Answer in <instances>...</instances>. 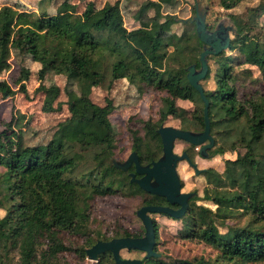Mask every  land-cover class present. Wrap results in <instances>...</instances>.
Segmentation results:
<instances>
[{"label": "trees", "instance_id": "16d2710c", "mask_svg": "<svg viewBox=\"0 0 264 264\" xmlns=\"http://www.w3.org/2000/svg\"><path fill=\"white\" fill-rule=\"evenodd\" d=\"M209 1L224 8L236 28L226 49L207 56L208 71L201 80L214 138L209 158L224 150L236 155L224 159L221 171L213 167L199 168L204 170L198 175L205 179L201 192L194 189L183 216L171 218L182 222L177 231L179 238L209 245L216 254L210 258H190L159 252L158 224L150 216L155 230L154 249L160 255L146 258L143 251L128 250L141 252L143 256L138 259L142 264L264 262V96L252 94L255 84H264V25L261 23L264 0L247 6L241 13L231 10L241 0ZM118 2L101 7L94 1L84 3L78 15L82 23L89 22V30L81 31L79 39L68 41L60 52L38 47L39 30L57 28L64 10L44 13L34 27L19 23V13L11 5H0V71L7 63L9 50L18 59V75L12 82L0 78V100L12 98L18 92L28 100L37 93H49L42 110L51 115L64 109L68 113L57 123L56 135L32 143L24 141L13 117L0 124V264H83L86 248L97 240L144 234L142 224L133 229L118 220L107 222L98 214V203L105 198L138 199L137 209L144 205L178 207L131 182L129 173L134 171L133 165L123 170L112 159L124 160L134 151L141 164L155 160L162 152L157 129L165 125L168 117L176 118L177 99L193 103V110L180 117V128L203 130L204 103L186 78L189 65L200 67L203 42L197 37L194 22L174 19L169 25L170 34L160 31L169 16L189 19L194 15L182 16L189 10L184 0H162L160 13L152 18L151 27L142 21L150 3L141 0L136 7L131 5V18L139 25L128 29L123 25ZM175 24L180 25L178 33L174 31ZM206 25L209 29L214 27L208 16ZM75 29L70 28L72 32ZM106 32H119L127 42L143 34L148 38V46L134 49L131 67L120 51L109 49L107 39L103 38ZM155 47L162 50L160 66L149 63L148 56L153 55ZM27 57L35 62V68L29 69L24 64ZM49 73L65 80L63 101L56 103L61 93L59 87L44 83ZM107 73L109 86L126 79L163 94L156 117L151 113L146 117L130 116L129 121L135 119L140 123L142 134L139 130L130 131L125 156L119 155L116 147L111 116L118 106L113 99L93 100L87 92L73 97L68 90L74 80L99 86ZM32 75L38 85L29 92L26 83ZM207 79H212L209 89L203 84ZM74 120L93 122L104 130L71 137L69 122ZM189 146L184 151L196 163L197 146ZM94 264H115V261L111 252L105 251Z\"/></svg>", "mask_w": 264, "mask_h": 264}, {"label": "rangeland", "instance_id": "374dc122", "mask_svg": "<svg viewBox=\"0 0 264 264\" xmlns=\"http://www.w3.org/2000/svg\"><path fill=\"white\" fill-rule=\"evenodd\" d=\"M88 1H94L96 6L101 7L105 4H109L112 1L117 0H0V5H11L17 13H19L18 22L21 24H29L36 27L38 18L44 13H55L57 11H63L61 13L62 19L59 21V25L54 30L40 29L38 47L48 48L52 52H60L68 41H76L79 39L81 31L89 30V22L82 23L79 18V13L83 9V4ZM141 0H119V7L123 17V25L125 28L136 27L139 25L137 21L131 18L130 6L136 7V3ZM150 3V8L145 12L142 21L147 22L151 27L152 18L155 17L161 10L162 0H143ZM189 10L186 13H182V16L186 17L194 13V0H184ZM208 5L207 16L212 25H215L221 18L227 17V11L222 8L216 2H210L205 0ZM260 0H241L231 10L237 13H241L247 6L256 5ZM79 12V13H78ZM175 17V16H174ZM174 21V18L167 17V20L161 25L160 31L163 34H170L171 30L169 25ZM175 22V21H174ZM231 21L228 20L227 23ZM261 23L264 25V15L261 17ZM74 26L76 29L72 32L70 28ZM177 33L180 31V25H173ZM104 40L107 39V45L111 51H120L122 56L129 61L132 67V56L134 49L142 50L148 46V38L146 35L138 34L134 36L130 41H126L121 37L120 33H104ZM149 63L160 66L163 60L162 50L159 47L154 48L153 55H149ZM6 65L0 71V78L6 79L9 82L18 75V59L12 50H9V54L6 57ZM24 64L29 68H35L36 64L30 58L23 60ZM251 67V66H250ZM253 68V67H252ZM255 69V68H253ZM254 73L258 72L255 69ZM109 73H107L106 80L99 86H92L83 80H74L68 85V90L71 96L77 97L83 92H87L93 98V100H101L103 97H110L114 103L118 106V109L112 114L111 120L116 131V147L118 154L125 156L129 149V134L130 131L139 130L140 123L135 119L129 121L130 116H148L151 113L156 117L157 110L161 104L160 98L163 95L158 91H154L150 87H142L138 82L131 83L126 79H122L116 83L115 86L108 85ZM46 85H54L59 87L61 93L56 99V103L63 101V85L65 80L49 73L44 81ZM203 84L207 89L212 87V79L203 81ZM38 85V80L34 75L26 83L27 90L32 92ZM257 93L264 96V84H255L253 96ZM239 95H242L240 92ZM50 97L49 93H37L33 96L32 100H28L23 93L18 92L14 97L0 100V124L3 121H9L14 118V123L19 132L23 135L25 142L32 143L36 140H47L51 138V135L57 134V123L66 118L68 113L66 109L61 113L51 115L42 110L43 103ZM177 116L168 117L164 124L168 126H174L180 128V117L186 116L188 112L193 110V103L186 99H177ZM73 122V123H72ZM70 121L71 137H81L90 134V131L103 132L104 128H97L93 122L80 123L79 121ZM83 129V130H82ZM82 131V132H80ZM84 131V132H83ZM189 144L183 140L175 141L174 151L177 154H181L182 151L189 148ZM198 147L195 149L194 160L197 163L198 168L213 167L219 171L223 169V161L226 158H234L235 152L224 150V152L218 156L211 158H203L197 154ZM177 171L182 181V191H193L196 189L201 192L205 179L200 174L197 175L194 169L185 161H180L177 165ZM138 199H121L119 197L105 198L98 203L97 213L100 214L107 222L118 220L123 225L129 228H137L142 224L139 217L136 215L138 208ZM152 218L156 220L159 229V240L157 249L159 252L169 256H183V257H199L205 256L207 258L214 257L216 252L204 243H200L194 240L181 239L177 236V231L182 225L180 220H175L168 215L161 213L150 214ZM121 255L124 258H142L143 254L137 251H128L127 249L121 250ZM94 260L86 258L83 264H93ZM248 264H264V262L248 263Z\"/></svg>", "mask_w": 264, "mask_h": 264}, {"label": "water", "instance_id": "95a60500", "mask_svg": "<svg viewBox=\"0 0 264 264\" xmlns=\"http://www.w3.org/2000/svg\"><path fill=\"white\" fill-rule=\"evenodd\" d=\"M194 15L189 19L174 17L175 21L186 23L194 22L197 37L203 42V50L200 53V67L195 64L187 67L186 78L189 84L199 93L203 103L204 128L201 131L186 130L179 127L161 125L157 129L162 144V152L148 164H141L136 152L131 151L124 160L112 159L117 168L127 170L131 165L134 171L130 172V181L136 183L142 190L149 194L164 197L169 205H144L136 210V215L142 222L144 234L139 237H114L107 241L97 240L92 246L86 248V256L90 260L97 261L100 253L110 251L115 264H142L138 258H123L122 249H135L145 252V257H155L160 254L154 249L155 230L150 213H161L169 217L180 218L185 213L188 202L195 192L182 191L181 180L177 171V165L185 160L199 174L204 169H199L193 163L187 153L182 151L177 154L174 151L175 141L183 140L194 146H199V155L209 157V150L214 145V138L210 133V119L208 115V100L204 93L201 80L208 71V55H216L226 49L231 36L236 32L232 23H227L228 18H221L212 29L207 28L206 16L209 8L205 0H194ZM138 175V176H137ZM94 264V263H93Z\"/></svg>", "mask_w": 264, "mask_h": 264}, {"label": "flooded vegetation", "instance_id": "af4514ba", "mask_svg": "<svg viewBox=\"0 0 264 264\" xmlns=\"http://www.w3.org/2000/svg\"><path fill=\"white\" fill-rule=\"evenodd\" d=\"M198 147V154H199V146H197Z\"/></svg>", "mask_w": 264, "mask_h": 264}]
</instances>
